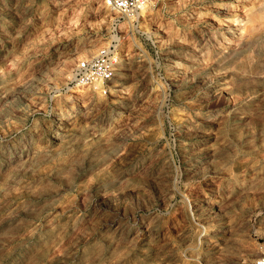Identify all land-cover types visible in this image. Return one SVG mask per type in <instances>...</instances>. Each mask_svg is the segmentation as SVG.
<instances>
[{
    "label": "rangeland",
    "instance_id": "rangeland-1",
    "mask_svg": "<svg viewBox=\"0 0 264 264\" xmlns=\"http://www.w3.org/2000/svg\"><path fill=\"white\" fill-rule=\"evenodd\" d=\"M149 1L130 27L103 0H0V264H253L264 0ZM109 42L104 93L64 86Z\"/></svg>",
    "mask_w": 264,
    "mask_h": 264
},
{
    "label": "built area",
    "instance_id": "built-area-1",
    "mask_svg": "<svg viewBox=\"0 0 264 264\" xmlns=\"http://www.w3.org/2000/svg\"><path fill=\"white\" fill-rule=\"evenodd\" d=\"M144 0H103L105 6L116 10L120 16L131 14ZM118 17L111 23L116 24ZM119 54L115 43L109 42L96 54L81 58L71 67L64 86L83 88L89 91L105 92V85L112 77L118 63ZM96 85H99L96 87ZM253 264H264V244L260 246L259 253Z\"/></svg>",
    "mask_w": 264,
    "mask_h": 264
},
{
    "label": "bare ground",
    "instance_id": "bare-ground-1",
    "mask_svg": "<svg viewBox=\"0 0 264 264\" xmlns=\"http://www.w3.org/2000/svg\"><path fill=\"white\" fill-rule=\"evenodd\" d=\"M149 4H150V1L149 0H144L143 1V3H141L140 5H139V7L138 8H136L131 14H128V15H124V17H125V20H126V22L129 24V26L130 27H134L133 25H134V20H138L137 18H138V16L139 15H145V13L147 12V9H148V7H149ZM252 30H253V28H252ZM260 40V39H259ZM255 43V42H254ZM245 45H246V43H245ZM107 46V45H106ZM80 57H82L81 55H79V56H76V58L78 59V58H80ZM99 85H96V87H98ZM66 87H70V86H66ZM71 88V87H70ZM72 88H75V87H72ZM78 89H80V88H78ZM200 240H199V238H197V243L199 242ZM195 258H197V257H195Z\"/></svg>",
    "mask_w": 264,
    "mask_h": 264
}]
</instances>
